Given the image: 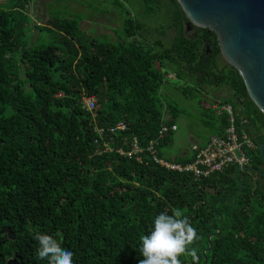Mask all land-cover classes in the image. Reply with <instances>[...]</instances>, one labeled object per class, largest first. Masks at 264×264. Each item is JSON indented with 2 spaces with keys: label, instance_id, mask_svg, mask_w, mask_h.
<instances>
[{
  "label": "trees",
  "instance_id": "1",
  "mask_svg": "<svg viewBox=\"0 0 264 264\" xmlns=\"http://www.w3.org/2000/svg\"><path fill=\"white\" fill-rule=\"evenodd\" d=\"M31 1L0 5V264H47L36 258V233L72 251L73 264H139L140 237L159 213L175 209L197 229L199 264H264V113L238 69L219 62L216 33L197 26L186 33L177 0H136L146 18L125 7L117 40L88 37L80 19L50 16L45 26L36 24L47 36L30 44L23 11ZM151 18L158 25L150 26ZM207 43L216 83L230 91L220 105H232L258 147L247 169L198 179L122 154L134 137L146 145L162 123H176L182 110L161 88L170 69L182 80L188 67L205 71ZM181 90L209 107L199 90ZM83 94L97 97L94 110L84 107ZM213 113L216 123L207 124L223 136L228 113ZM118 122L127 129L111 132ZM173 133L160 140L161 155Z\"/></svg>",
  "mask_w": 264,
  "mask_h": 264
},
{
  "label": "rangeland",
  "instance_id": "2",
  "mask_svg": "<svg viewBox=\"0 0 264 264\" xmlns=\"http://www.w3.org/2000/svg\"><path fill=\"white\" fill-rule=\"evenodd\" d=\"M14 2L15 0H0V5L9 7L12 6ZM121 3L122 5L116 3L115 0L31 1L23 11L29 15L30 23V25L27 26L28 32L26 33L25 39L30 40L31 44L36 40L38 34L46 37L47 32H41L39 30L40 27H36V24L38 26H45L50 16H61L80 19L81 28L86 32L88 37L94 36L97 39L107 41L117 40L123 30L122 19L124 14H122V12H124L125 7L138 18L143 19L144 17L142 12L140 13L141 4L139 1H121ZM155 25H158V22L151 18L150 26L154 27ZM169 33L172 34L171 31ZM155 36L154 34L150 35L152 39ZM51 37L56 38V33H53ZM218 58L221 64L227 62L222 53ZM21 75H24V70H22ZM193 77L194 80L197 79L195 75H193ZM193 77L187 83L176 76L174 69H170L166 81L161 88V92L164 96L168 99L177 101L182 110L176 120L178 130L172 134L171 139L162 149L164 155L168 157L190 151L194 143L202 144L215 133L214 126L207 124V121L216 123V116L213 113V104L230 94L229 88L226 85L221 86L219 90H213L211 87H207L203 95L210 106L206 107L200 104L198 95L195 99H192L186 96L181 90V87L184 86L195 90V88H193L195 86Z\"/></svg>",
  "mask_w": 264,
  "mask_h": 264
},
{
  "label": "water",
  "instance_id": "3",
  "mask_svg": "<svg viewBox=\"0 0 264 264\" xmlns=\"http://www.w3.org/2000/svg\"><path fill=\"white\" fill-rule=\"evenodd\" d=\"M177 1L188 18L185 32L197 26L216 33L222 55L228 63L238 69L250 98L264 113V0ZM211 52L207 43L206 54ZM260 152L264 156V141ZM240 185L234 195V201L244 186L242 183ZM8 235L15 241L13 230H8ZM210 238L211 236L208 239ZM209 248L210 245L207 249ZM8 264L17 263L15 259H10Z\"/></svg>",
  "mask_w": 264,
  "mask_h": 264
},
{
  "label": "built area",
  "instance_id": "4",
  "mask_svg": "<svg viewBox=\"0 0 264 264\" xmlns=\"http://www.w3.org/2000/svg\"><path fill=\"white\" fill-rule=\"evenodd\" d=\"M84 107L92 111L95 109L97 97L95 95H82ZM218 113L227 111L229 116V125L223 136L212 135L204 144L194 143L191 147L192 160L188 162L175 161L172 158L160 154L158 145L160 140L167 134L178 130L177 123H162L158 131V136L151 139L148 144L142 145L137 137H134L128 151L120 149L122 154L135 158L141 163L153 162L160 168L180 173H190L195 178L209 177L211 174L223 172L229 167H237L238 170H244L250 165L249 153L255 151L258 147L247 130L237 124L234 109L231 104L215 106ZM127 125L124 122H118L109 128L111 132L126 130ZM99 134H103L104 127H96ZM99 151V149L97 150Z\"/></svg>",
  "mask_w": 264,
  "mask_h": 264
},
{
  "label": "clouds",
  "instance_id": "5",
  "mask_svg": "<svg viewBox=\"0 0 264 264\" xmlns=\"http://www.w3.org/2000/svg\"><path fill=\"white\" fill-rule=\"evenodd\" d=\"M33 238L38 242L37 259L47 264H73V252L62 248L53 236L36 233ZM199 240L197 229L180 209L171 215L161 212L154 218L150 233L140 237L138 251L143 258L139 264H184L181 257L199 264L195 247Z\"/></svg>",
  "mask_w": 264,
  "mask_h": 264
},
{
  "label": "flooded vegetation",
  "instance_id": "6",
  "mask_svg": "<svg viewBox=\"0 0 264 264\" xmlns=\"http://www.w3.org/2000/svg\"><path fill=\"white\" fill-rule=\"evenodd\" d=\"M194 31H195L194 27L188 30L189 33H192ZM211 50L212 52L206 55L207 59L205 62L206 64L205 71H200V70L192 69L188 67L186 68L187 77L186 79H184V81L188 83L192 79L193 75L198 73L200 75V78L194 80V77H193V80L195 82V86L193 88H195L196 90H199L203 98H205L203 95V92L207 90V87H211L213 90H219V88L221 87V86H218L216 83L218 75L213 73V70H215V67H214L215 63L213 60H211L213 48H211Z\"/></svg>",
  "mask_w": 264,
  "mask_h": 264
},
{
  "label": "crops",
  "instance_id": "7",
  "mask_svg": "<svg viewBox=\"0 0 264 264\" xmlns=\"http://www.w3.org/2000/svg\"><path fill=\"white\" fill-rule=\"evenodd\" d=\"M217 103H218V102H215V103L213 104V108H215L214 106H215ZM219 103H220V102H219ZM208 106H210V104H209ZM215 109H216V108H215ZM227 113H228V112H227ZM228 117H229V116H228ZM228 121H229V120H228ZM212 135H215V133L212 134ZM212 135H211V136H212ZM211 136H210V137H211ZM215 136H218V135H215ZM210 137H209V138H210ZM209 138H208V139H209ZM208 139H207L204 143H206V142L208 141ZM204 143H202V144H204ZM198 144H199V143H198ZM189 154L192 155V154H191V150H190V151H185V153L183 152V153H181L180 155H189ZM180 155H175V156H180ZM163 156L168 157V156H166V155H163ZM175 156H173V157H168V158H172V159H173Z\"/></svg>",
  "mask_w": 264,
  "mask_h": 264
}]
</instances>
